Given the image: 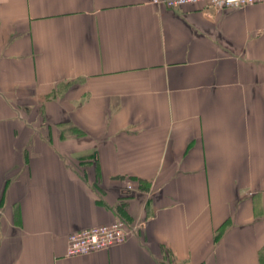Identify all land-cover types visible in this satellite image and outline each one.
I'll list each match as a JSON object with an SVG mask.
<instances>
[{"label":"crops","instance_id":"0c3cea01","mask_svg":"<svg viewBox=\"0 0 264 264\" xmlns=\"http://www.w3.org/2000/svg\"><path fill=\"white\" fill-rule=\"evenodd\" d=\"M0 264H264V3L0 0Z\"/></svg>","mask_w":264,"mask_h":264},{"label":"built area","instance_id":"2783aa9c","mask_svg":"<svg viewBox=\"0 0 264 264\" xmlns=\"http://www.w3.org/2000/svg\"><path fill=\"white\" fill-rule=\"evenodd\" d=\"M152 3L166 8L204 4L215 10H231L263 4L264 0H152ZM131 234L132 229L124 220L111 225L84 229L68 236L66 255L76 257L108 250L113 246L124 244Z\"/></svg>","mask_w":264,"mask_h":264}]
</instances>
